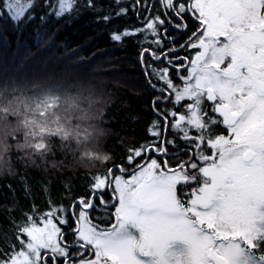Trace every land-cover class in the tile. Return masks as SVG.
Returning a JSON list of instances; mask_svg holds the SVG:
<instances>
[{
  "label": "snow or ice",
  "instance_id": "6c2138e0",
  "mask_svg": "<svg viewBox=\"0 0 264 264\" xmlns=\"http://www.w3.org/2000/svg\"><path fill=\"white\" fill-rule=\"evenodd\" d=\"M155 3L161 6L158 14L142 16L140 27L114 31L110 38L122 42L138 33L145 39L150 34V46L141 51L142 64L147 54L167 65H147L145 70L149 86L160 92L152 103L163 123L153 121L149 129L158 143L128 149L127 161L132 165L148 152L164 159L149 157L127 179V170L119 165V175L109 168L92 177L90 197L78 198L72 206L80 211L72 212L77 227L71 229L70 242L61 227L68 224L63 207L27 214L23 223L10 219L15 242L7 245L11 252L0 248V264H264V0ZM77 4L78 0H56L45 6L61 18L78 12ZM34 6L35 0H0V21L14 28L27 25L36 19ZM82 6L93 7V0ZM136 6L140 16L150 13L154 4L135 0ZM128 11L120 8L114 15ZM186 16L197 22L195 31L184 43L165 47V41H175L168 26L189 31ZM112 18L109 14L102 20L108 23ZM177 48L194 50V55L190 60L180 57ZM170 70L177 73L175 78ZM58 93L51 89L25 98L24 127L30 130L25 139L35 141L26 146L34 153H48L45 140L53 136L75 140L79 146L92 135L79 124L73 126L74 113L82 112L75 117L80 121L88 118L80 96ZM166 102L173 109L157 107ZM182 103L183 110L177 111ZM220 125L228 135L216 134ZM169 129L180 134L181 144L162 138ZM169 146L174 149L171 156ZM7 151L8 146L0 144V152ZM82 155L93 157L92 152ZM105 189L112 191V201L99 195ZM100 207L107 219L94 222L89 210Z\"/></svg>",
  "mask_w": 264,
  "mask_h": 264
},
{
  "label": "trees",
  "instance_id": "16d2710c",
  "mask_svg": "<svg viewBox=\"0 0 264 264\" xmlns=\"http://www.w3.org/2000/svg\"><path fill=\"white\" fill-rule=\"evenodd\" d=\"M46 3L56 0H35L36 19L20 28L0 21V140L10 145L26 141L25 98L57 89L58 94L87 98L81 107H90L96 116L93 123L100 131L95 144L109 159L82 163L76 141L55 136L48 139L45 155L10 148L0 173V248L6 252L15 242L10 219L23 223L27 214H43L50 206L63 207L68 217L78 198L90 196L92 177L109 168L116 174L117 165L133 166L127 161L128 149L151 144L149 129L160 120L152 103L159 92L145 76L150 56L145 54L141 62L146 39L140 33L122 42L110 38L114 31L138 28L132 0H93L91 8L82 6L86 0H78L79 11L61 18L51 14ZM120 8L129 9L127 15L116 17ZM109 14L111 21L103 22ZM77 113L73 126L81 124Z\"/></svg>",
  "mask_w": 264,
  "mask_h": 264
},
{
  "label": "flooded vegetation",
  "instance_id": "af4514ba",
  "mask_svg": "<svg viewBox=\"0 0 264 264\" xmlns=\"http://www.w3.org/2000/svg\"><path fill=\"white\" fill-rule=\"evenodd\" d=\"M132 3L135 4V0H132ZM148 3L154 4V7L152 8L151 12L150 13H148V12H141V15L140 16H138L136 14V8L139 7V6H136V7L133 6V11H134V14L133 15H134V17L136 19V24L138 25V27H140L144 23L143 19L141 18L142 16H146V15H149V14L150 15H156V14H158L157 13V10L160 9V7H161L159 3H155V0H148ZM160 14H161V16L163 18L162 13H160ZM185 19L188 22L189 31H187L186 33H181L178 30H176V29L168 26V35L170 37H175V41H171V40L165 41V47H174L176 45H179V44L184 43L187 40V37L189 35H191V31H195L196 27L198 26L197 22L193 18H191L190 16H186ZM166 26H167V24H166ZM141 35L145 38V34H141ZM151 39H152V37L149 34L148 35V39H146L147 44H146V47L145 48H147V47L150 46L149 45V40H151ZM152 47H153V50L154 51H158V49H156L155 46H152ZM177 54L180 57L188 56V58L190 60L192 58V56L194 55V50H190V49H187V48L181 50V49L177 48ZM149 65H152V67L155 68V69H162L163 67L167 66L165 63L153 61L151 57H150V63H149ZM181 75H187V72L186 71H182L181 72ZM170 76L173 77V78H175L177 76V73L174 70H170ZM175 82L177 84L180 83L179 80H175ZM159 95H160V92H159ZM159 107L162 110H171V109H173V104L171 102L161 103V104H159ZM205 107L206 108H210V105L209 104H206ZM176 110L177 111H182L183 110V103L181 105H177L176 106ZM215 132H216V134L228 135V132L224 128L223 125H220V126L216 127L215 128ZM193 134L194 135L196 134L195 131H193ZM179 135L180 134L178 132H176V131H174L172 129H169L167 132H165L163 134V137L162 138H166L167 140H173V139H175L176 142H177V144H181V141L178 138ZM153 142L158 143V140H157L156 137H153L152 143ZM173 151H174V149L171 146H169V155L170 156H171V154H172ZM207 154L210 155L211 153L208 152ZM149 157L156 158L160 162H162V160L164 159V157H161L160 155H158L155 152H148V153L145 154V157L143 159H141L139 162H136L135 164H133V166H131L129 169H126L127 171H126V174H125V178L127 179L135 171L136 165L146 163L147 162V159ZM181 158L186 159L187 157H181ZM172 164L174 166L175 161H172ZM119 174H120V172H119ZM189 190L190 189H187V188L185 189V191H189ZM99 195L103 196L104 200H106V201H112V199H113V193H112V191L110 189H105L104 191L100 192ZM95 203L97 205H99L100 204L99 199H97L95 201ZM73 211L78 214L79 211H80L79 206L77 208H74V209H73V207L70 208V214H69V216L68 217H65L68 220V224L61 225L62 230L65 233V239L67 241H69V242L72 241V239H73V235H72L71 229H74V228L77 227V224L75 222V217L72 215V212ZM109 211L110 212H114V209H111L110 208ZM89 215H90V217L93 218L94 222H100L102 219H107V213H105V210H104L103 207H100L96 211L89 210ZM112 222H114V217L112 219ZM48 264H52V262L49 261Z\"/></svg>",
  "mask_w": 264,
  "mask_h": 264
},
{
  "label": "clouds",
  "instance_id": "9594fccd",
  "mask_svg": "<svg viewBox=\"0 0 264 264\" xmlns=\"http://www.w3.org/2000/svg\"><path fill=\"white\" fill-rule=\"evenodd\" d=\"M80 98H81L82 103L88 104L87 98H85V97H80ZM81 108H82L83 112L87 113L88 118L85 120H81V124L79 125V127L82 130H88L92 133L91 137L87 141L81 140L79 146H77L79 151H80L81 156L83 157L82 163L88 162V161H97V160L103 161L104 157L108 156V154L100 151L95 144V141L98 139L97 133H99V131H100L98 125L93 123V121H95V119H96V116H94L92 114L90 107H81ZM77 115L78 116L82 115V112H78ZM27 129L29 130V128H27ZM28 134H29V132L26 133V136ZM5 139H6V137H5ZM48 139L49 138H47L45 140L46 143L48 142ZM34 142L35 141H31V140H29V141H18L17 145H10V144H6V145L8 146V150L12 147H15V146L25 145L22 148H24L26 150L29 148L26 145L30 144V143H34ZM0 144H5L4 140H0ZM85 152H92L93 157L92 158L84 157L82 154ZM6 153L7 152H0V173H2V171L4 170V163H5L4 157H5Z\"/></svg>",
  "mask_w": 264,
  "mask_h": 264
},
{
  "label": "rangeland",
  "instance_id": "374dc122",
  "mask_svg": "<svg viewBox=\"0 0 264 264\" xmlns=\"http://www.w3.org/2000/svg\"><path fill=\"white\" fill-rule=\"evenodd\" d=\"M115 175H119V172H117Z\"/></svg>",
  "mask_w": 264,
  "mask_h": 264
}]
</instances>
